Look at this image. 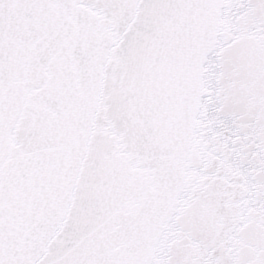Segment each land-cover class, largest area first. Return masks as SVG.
I'll return each mask as SVG.
<instances>
[{"label": "snow or ice", "instance_id": "snow-or-ice-1", "mask_svg": "<svg viewBox=\"0 0 264 264\" xmlns=\"http://www.w3.org/2000/svg\"><path fill=\"white\" fill-rule=\"evenodd\" d=\"M0 264H264V0H0Z\"/></svg>", "mask_w": 264, "mask_h": 264}]
</instances>
